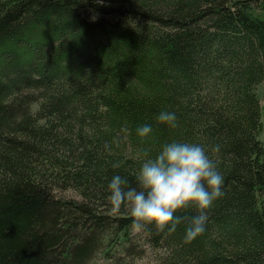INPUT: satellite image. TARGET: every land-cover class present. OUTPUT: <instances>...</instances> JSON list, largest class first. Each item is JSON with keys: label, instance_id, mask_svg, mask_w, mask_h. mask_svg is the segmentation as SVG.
<instances>
[{"label": "trees", "instance_id": "obj_1", "mask_svg": "<svg viewBox=\"0 0 264 264\" xmlns=\"http://www.w3.org/2000/svg\"><path fill=\"white\" fill-rule=\"evenodd\" d=\"M261 3L0 0V264H264ZM172 141L224 178L191 242L108 201Z\"/></svg>", "mask_w": 264, "mask_h": 264}, {"label": "clouds", "instance_id": "obj_2", "mask_svg": "<svg viewBox=\"0 0 264 264\" xmlns=\"http://www.w3.org/2000/svg\"><path fill=\"white\" fill-rule=\"evenodd\" d=\"M158 123L177 126L175 113L162 111ZM152 132L150 125L137 129L140 137ZM216 145L212 151L219 152ZM136 174V187L119 175L108 184V201L112 214L122 208L132 217L131 229L142 233L146 226L154 225L158 232L174 233L177 226L188 221L185 241L191 242L205 230L207 210L222 197L224 178L209 158L206 149L198 144L172 141L162 146L155 157L144 154ZM114 164L113 167H119ZM194 207L198 214L189 218L175 215L176 212Z\"/></svg>", "mask_w": 264, "mask_h": 264}, {"label": "rangeland", "instance_id": "obj_3", "mask_svg": "<svg viewBox=\"0 0 264 264\" xmlns=\"http://www.w3.org/2000/svg\"><path fill=\"white\" fill-rule=\"evenodd\" d=\"M251 11L256 16L264 18V3H261L260 5H257V6H253L251 8ZM257 92H258V95L261 99V105H262L263 131L261 133L260 138L264 143V81L258 86Z\"/></svg>", "mask_w": 264, "mask_h": 264}]
</instances>
